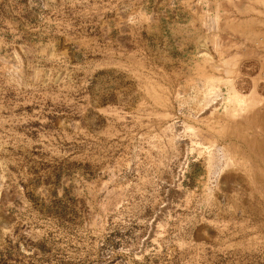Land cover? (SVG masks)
<instances>
[{
	"label": "rangeland",
	"instance_id": "374dc122",
	"mask_svg": "<svg viewBox=\"0 0 264 264\" xmlns=\"http://www.w3.org/2000/svg\"><path fill=\"white\" fill-rule=\"evenodd\" d=\"M259 118L264 0H0V264H264Z\"/></svg>",
	"mask_w": 264,
	"mask_h": 264
},
{
	"label": "bare ground",
	"instance_id": "6f19581e",
	"mask_svg": "<svg viewBox=\"0 0 264 264\" xmlns=\"http://www.w3.org/2000/svg\"><path fill=\"white\" fill-rule=\"evenodd\" d=\"M253 98H257L256 97V95H254L253 96ZM231 99H232V101H234V102H236L237 104H239V106H243V105H245V110H248V108H249V106H250V104H251V102L248 100V98H244V97H242V96H239L238 94H233L232 95V97H231ZM254 107V106H253ZM242 110H244V109H242ZM245 110H244V112H245ZM239 115V114H238ZM264 120V118H259V120L258 121H263ZM251 144H255V145H257V146H259V144H258V142H256V141H249ZM260 143V142H259ZM262 146H264V144L262 145ZM260 147V146H259ZM264 152V151H263Z\"/></svg>",
	"mask_w": 264,
	"mask_h": 264
}]
</instances>
